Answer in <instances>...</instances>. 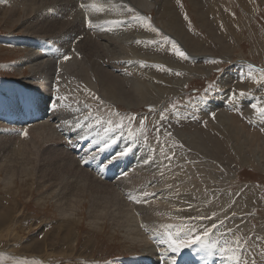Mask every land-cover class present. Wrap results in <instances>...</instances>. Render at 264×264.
<instances>
[{"label":"rangeland","instance_id":"rangeland-1","mask_svg":"<svg viewBox=\"0 0 264 264\" xmlns=\"http://www.w3.org/2000/svg\"><path fill=\"white\" fill-rule=\"evenodd\" d=\"M61 1L62 3L58 0V5L56 0L55 3L54 0H51V2H53L51 5L50 0H15L16 4L12 6V11H10L9 8L0 11V48L2 50V52H0V85L4 87L3 89H7L6 92L0 91V132L12 133L11 136L7 135L0 137V168H4L3 171L0 172V178H2L0 179V212L8 213L10 215V220L12 219L11 224L7 228L3 227L5 229L0 230V255L4 257L3 260H0V264H13L17 259L39 261V264H119L121 260H129L133 257L142 255L143 252L141 247H139L137 243L133 244V239L135 237L143 235L149 238L148 241L152 240V243L160 244L156 241V234L152 232L154 226L160 228V232H162L164 229L160 226L166 225L168 221L165 220L175 216L170 213L160 214L156 210L152 212L148 209L163 207L161 203L158 204V200H162L164 204L169 205L165 197L163 199V191H161L156 198L149 201L154 203L149 207V202L147 204H136L130 201L128 198L129 193H125L123 190V183H110L111 190L114 191L112 195L115 196L116 201H106L102 198L98 203L99 207L97 206V210L94 211L90 203L84 206L82 205L84 201L89 202V194H86L85 191L87 185L82 191L78 189L75 181L78 179L86 180V177L91 175L90 178H94L97 181H101V179L104 181L106 180L105 177H114L112 182H115L114 180L127 170L126 172L132 176V180L138 181L140 184L134 187L136 192L134 190L131 191L132 195H139L142 189L150 192L148 190L151 186V184H148L149 180H151L149 173L151 174V178H154L152 177L153 175L158 174L155 173V170L152 172H149V170L154 168L155 165L159 166L158 164L162 166V169L164 168L162 160H167L165 156H168V153H170L169 149L171 148V143V146L177 145L175 148H178L181 158L189 156L188 162L192 159V161L195 160L194 162L203 163L208 169L206 176L211 177L215 185L226 186L223 192L225 193L226 191L227 195L237 193L243 196L246 193H253L254 198L257 195L256 201L260 204L255 203L256 201L253 200L252 204H254L247 207L249 212L244 214L242 223L243 225L245 224L243 227L244 233L249 231L255 232L252 234L257 239H255L256 245H252L249 238L245 243L249 242L253 246L252 251L255 250L257 252L256 256L260 264H264V252H262L261 249L260 251L257 250L258 246H264V157L259 156L262 154L260 150L264 147V119H262L258 113H254L250 106L251 103L259 102L258 106L264 107V80L261 79L260 73L255 71V69L264 68V0H179V2L178 0H147L151 2L150 5L146 4L143 0H111L113 3L116 2V5L121 3L127 4L135 8L141 15L150 17L151 24L154 27L176 42V38L168 33L170 31H179L181 34L176 36L182 38L188 51L179 43L178 45L189 57L187 60H183V62H185L183 64L184 67L186 69L191 68L193 71L199 70L200 72L204 71L206 73L196 75L195 73L185 72L187 74L186 77L181 78L177 73H181L182 71L177 68H171L169 64L165 66V69H172L171 74L167 70H165L166 72H161L159 69H151V72H153L154 76L159 80L158 84L160 88H165L164 83L166 82V90H163L160 103L155 100H149L142 104L135 103L130 106L120 104L119 102L115 104L101 97V93L97 91H95L94 95L89 94L80 99V102L83 101V103L89 101L92 113L97 112V115H101L105 119L112 118L118 121L119 118L112 116V113H120L125 117H135V119L131 120L130 127L139 136V139H137L135 143L137 145L136 147H142V151L139 153L140 157L139 155L135 156L134 160L131 162L118 156L122 148L129 143L126 135L122 140L119 138L118 133L114 134V138L117 137L116 142L105 147L104 143H101L103 139L102 132L97 136L95 134L97 131L96 129L89 131L83 120L79 123V127H70L69 123H67L68 121H65L69 118L63 116V114L61 116L65 117L64 122L61 121L59 123L55 115L50 116L48 113L43 114L44 111L42 109L45 107L40 104H35L38 110V116L29 118V116L31 117L32 115L28 114V119H23L24 122L22 125H18L16 122L19 121L22 116L24 117L26 115L20 112L21 101L22 98L26 97V94H29L24 88H28L27 81L28 78L31 79L30 75L32 74L30 70H27L29 69L28 63L23 65L25 68L22 70L16 68V66L19 67L21 65L24 58L28 55L29 50L33 47L29 45L27 41L23 44L22 39L37 42L39 39L38 37H42L43 40L51 38V45H44L46 46L45 50L50 53L52 51L49 47H60L66 40L69 42L67 43L68 45L71 44L69 52L71 55L74 53L73 51H77V49L79 51V42L81 43L87 39L88 42L100 43L103 39L99 36L103 33L105 36L106 32L108 37L110 34L113 35L114 32L115 35L116 32L117 35L121 33L123 34L122 37L120 34L119 36L116 35L118 38L116 37L114 39L118 40L124 37L125 40H130L131 42H135L136 40L147 41L157 39L154 33H150L132 25L118 26L119 29L117 27L115 29V26L112 27L111 25L106 24V26L103 24L105 20L124 19L119 7L114 8L109 13L98 14V16L96 13H90L92 14L91 17H94L93 19L96 20L93 22L96 23L98 21V23L103 24L104 29L99 27V29H97L98 31H95L96 29L93 31L86 27L81 28L79 26L78 28V25H80L79 23L82 24L84 20L86 21V16L88 19L91 18L89 13L86 15L83 13L84 10L80 7L81 3H89L90 0H86V2L85 0H71V3L70 0H64L67 1L66 4H63L65 3L63 0ZM104 2L107 3L108 0H104ZM10 4L11 2L9 0H0V6L8 7ZM54 4H56L57 7H55ZM48 6L52 7L49 9ZM31 11L32 16L39 14V19L43 18L42 20L38 19V23L49 21L47 18L50 19L49 22L53 21L54 24L58 22L57 20L62 21L61 18H76V21L79 20L74 27H70L69 24L68 27L61 32L63 34H45L42 29L41 35H38L34 34L30 26L27 23L24 24L22 21V18H27L25 12L29 15ZM67 14L72 18H69ZM75 15L76 17L74 18ZM79 15L82 16L81 20ZM93 15L97 16L99 20ZM14 16H16V18ZM77 16L79 18H77ZM122 30L129 35L127 34V36L124 34L125 32ZM84 32L85 34L87 33L86 36ZM59 37L61 38L59 39ZM122 39H120V41L124 43L125 40ZM109 40L112 41L111 37ZM109 40L107 43L109 42V46L111 45L109 47L110 53L113 51L110 55H113L115 52V56L117 54L119 55L122 49V46L119 44L122 43L119 40H114V42H119L116 46V42L114 43ZM136 42V53H141L143 60L145 56H157L161 60L178 61V57L172 54L170 46L157 47L147 44H138ZM112 43H114L113 46L115 48L112 47ZM83 47L84 46H81V48ZM117 47L120 49H118L119 52L118 50L116 51ZM112 48H114L115 51ZM63 50L65 51L66 49ZM63 50L62 53H64ZM66 52L68 53V50L64 53L68 55L69 53L67 54ZM125 54L128 56L126 51ZM120 56L126 59L124 53ZM94 58L97 57H93V59ZM128 58V60L133 63L131 57ZM60 59H58L57 62ZM213 61H216V63H213ZM18 62H20V65ZM98 62L105 68L110 69L111 67V72H115V74L119 73L120 76H123L122 71L124 68H122L121 65H117L119 62L118 60L109 61L108 58L103 59L101 57ZM140 62H142V58L135 62L138 67L140 66ZM163 64L165 65V62L162 63L164 67ZM134 65L132 68H135ZM248 65L253 66L251 71ZM127 70L131 75H137V72H134L133 69ZM57 71L58 70L55 71L56 76L59 74ZM240 74L244 75L243 81L239 79ZM54 79L55 78L52 79V87L58 83L57 77L55 80ZM145 80L150 81V77H146ZM120 81L125 84L123 77ZM128 84L129 83H126L127 89L130 88ZM169 85L175 86L170 89ZM210 85L213 87H211V90H208ZM48 86L49 84L47 83L45 88H48ZM14 87L18 90L20 89L19 94L14 93ZM233 92L236 93L235 99L231 98ZM240 92H244L246 95L241 97L239 95ZM64 97L69 98L66 100L67 103L71 100L68 94ZM93 97L98 98V100ZM30 110L34 112L32 108H30ZM60 110L62 111V108H60ZM49 111H52V109ZM163 111L167 113V115H165L167 118L161 121L159 113ZM69 112H66V114L68 113L67 115L64 113V115L68 116ZM248 112H250V114ZM211 113H215V118H213ZM252 113L258 118H254L251 115ZM81 114L83 115L85 112L83 111ZM157 114L159 115L157 116ZM80 116L81 115H77L78 118H80ZM7 118H10V121H7ZM70 119H72V117ZM221 119H225L223 126H225L227 122L234 125V128L239 133L240 141L226 128V126V133L220 134L219 131H217L219 128L222 129L219 124ZM258 119L261 123H259ZM140 120H143L147 125V143L144 142L143 136L139 135L140 126L137 121ZM124 123L129 124V120L125 119ZM42 125H45V127ZM155 125H159V133L153 130ZM41 127L43 129L42 132L38 131ZM24 129H27V132L30 131V136L31 133L35 135L39 132L38 136L34 139L41 145L40 149H36L34 143L31 144L30 142L21 140L23 136H21L20 133ZM53 130L55 132H53ZM90 132H92V134ZM165 132L171 133V135H166ZM89 135L92 140L89 139ZM46 136L50 138L48 141H44ZM85 136L86 138H83ZM173 136L175 137L173 138ZM157 137L159 143L157 142ZM73 139L77 142L84 141V145L86 146L87 144L86 148L82 147V143H75ZM169 140H171V142ZM120 143L121 146H119ZM23 144H27L28 148H20ZM61 144L66 145L69 151L64 150ZM90 144L92 145L89 146ZM236 145L241 146L240 153H238V150L235 148ZM45 146H48L49 150L52 152L46 153ZM71 148L81 151L82 154L75 153ZM19 149L21 150L19 151ZM114 149H118V153L114 152ZM200 150L203 154H201ZM148 152L154 154H152L153 157L150 159L152 163L147 164L148 166L146 169L144 167L146 163H144L143 160L147 159L146 156ZM163 152L166 154L165 156ZM156 153L158 156H155ZM189 153L191 155H189ZM216 155L218 156L216 157ZM80 156L89 160L90 163L85 165ZM114 156L116 158L112 159ZM53 157L60 159V161ZM141 157L143 158L141 159ZM154 157L157 163H153L152 160ZM79 162L81 163L80 165ZM101 162H108V165H112L111 170L107 172L106 168L97 174V169L101 165ZM194 162L192 163L195 165ZM51 163H56L57 171H54L56 174L48 170ZM66 163H73L71 166L76 165V171H80L82 168L85 170V174L81 175L79 172L78 174H72L71 170L63 166V164ZM121 164H126L125 170L122 168ZM91 169L92 172H90ZM10 170L14 171V177L10 186L5 187V174ZM196 174H198V172ZM47 176H51V181ZM194 178L199 180V177L194 176ZM218 180L224 181V184H217L216 181ZM128 182L129 184L131 183L130 180H127V183ZM82 183L85 182L83 181ZM67 186H70V189H66ZM247 188L250 190L247 191ZM242 189L243 191H241ZM210 190H212V193H222L218 189L213 188V186ZM244 190L246 193H244ZM99 191H102V189L100 188ZM170 195L171 194H166L165 196L168 198ZM187 196L189 195L187 194ZM189 198L191 200L194 199L192 195H190ZM237 198L236 196L235 199ZM215 200H217V197ZM207 202L209 203L210 200ZM139 205L141 207L147 206V211L146 207L142 211L141 208L137 207ZM252 206L256 207L252 208ZM179 209H181V207H179ZM252 209H254L253 212H250ZM135 212L137 214L136 216ZM69 214H72L70 220L61 217ZM139 214L141 217L139 216L138 218ZM248 217L251 218L248 219ZM96 218L97 220H95ZM151 221H153V223H151ZM205 222H207V220H205ZM157 223L162 224L159 225ZM169 223H174V220ZM193 224L197 223L195 222ZM215 225L217 226L218 224ZM236 226L238 228L239 224H236ZM217 230L218 229H215L213 231L214 234L212 235H216V237L212 239L213 241L215 240V242L218 239L217 241L221 243L225 238H223V235ZM245 237H248V235H245ZM211 242L210 240V243ZM133 246L135 247L133 248ZM221 246H223V243L218 244L215 249L205 250L210 252V254L213 255L212 257H214V259L216 258V260L221 263L224 262L222 260H226L231 256L233 259H228L229 261H234L236 257H239L238 262L246 264L243 259L247 256L248 251H246L245 248L243 250L238 249L237 245L228 248V245H225L223 247L226 248V251L223 253V255L225 254L223 256L219 251V247ZM164 247H167V245H164ZM188 250L189 248H185L179 254L182 253L185 256ZM243 252L244 255L242 254ZM37 254H42L49 258L47 260H44V258L38 259L39 257ZM240 254L243 256H239ZM25 256L31 258L29 259Z\"/></svg>","mask_w":264,"mask_h":264},{"label":"bare ground","instance_id":"bare-ground-1","mask_svg":"<svg viewBox=\"0 0 264 264\" xmlns=\"http://www.w3.org/2000/svg\"><path fill=\"white\" fill-rule=\"evenodd\" d=\"M9 1L11 2L10 6L9 5H8V7L7 6L6 7L5 6H0V11H4V10H6L8 8H9L10 11H12L11 8H12L13 5L16 4V2H15V0H9ZM67 1H64L65 3H63V4H66ZM143 1H145V3L148 4V5L151 4V2H149L147 0H143ZM50 2H51V0H50ZM57 2H58V0H56V3ZM60 2L62 3L61 0H60ZM85 2H86V0H85ZM91 2L92 1L90 0L89 3H91ZM111 2L113 3V1H111ZM54 3H55V0H54ZM70 3H71V0H70ZM114 3L117 4L116 2H114ZM52 4H53V2H51V5ZM54 6L57 7L56 4H54ZM51 7H49V9ZM54 9H56V8H54ZM65 10H66V8H65ZM83 13H85V12H83ZM53 14H54V12H53ZM85 14L88 15L87 13H85ZM92 14H94V13H92ZM92 14L89 13L90 17H91ZM81 15H83V14H81ZM25 16H27V18ZM25 16H24L25 18H22L23 23L24 24L27 23L30 26V28L33 30V33L34 34H38V35H41V30L42 29L45 32V34L46 33H49L50 35H52L54 33H61L63 30H65L68 27L69 24H70V27L76 26V22L79 20L78 19L76 21V18H75L76 15H75L74 16L75 19H68V18H64L63 19V18H61L62 21L61 20H57L58 22L56 24H54L53 21L52 22H49L50 19H48V18H47V20H49V21L45 20L47 22H44L43 21L44 23H38L37 21L39 19V17H38L39 14L32 16V11H31L29 15L25 12ZM93 16H95V15H93ZM97 16H98V14H97ZM97 16H95V17H97ZM14 17L16 18V16H14ZM68 17H69V15H68ZM81 17L82 16H80V20H81ZM77 18H79V17L77 16ZM83 18H85V17H83ZM93 18L94 17H91L90 19H93ZM101 18H103V17H101ZM176 18H177V16H176ZM97 19H98V17H97ZM93 21L95 22L96 20L93 19ZM96 23H98V21ZM79 24L80 25H78V28H79V26L81 28H84V27H86L87 29L89 28L85 20L82 22V24L81 23H79ZM116 27L117 26H115L114 28L116 29ZM117 28L119 29V27H117ZM94 29H96L95 31H98L97 29H99V27L93 28L92 30L94 31ZM89 30H91V29H89ZM107 31H108V29H107ZM122 31H124V30H122ZM106 33H105V36H104V33L99 36L100 38L103 39L102 42H100V43L99 42H96V43L94 42L95 43L94 44L92 42H88L87 39H85L84 41L81 39L83 42H81V43L79 42V45H80L79 51H78V49H77L78 52L77 51H73L74 53L72 55L69 53L70 52V48H71V44H69V45L67 44L69 42H67L65 40V37H64V40L65 41L62 44V46L57 47V48L56 47H49L51 49V51H52L51 53L48 52V51H46L45 50V47L46 46H44V45H51V43H52V39L51 38H48V39H44L43 40L42 37H38L39 39L37 40V42H35L33 40L28 41V40L22 39L23 44L25 43V41H27V43H29V45H31L33 47H32V49L29 50L28 55L26 56V58H24V61L21 63V65H20V62H18L20 66L19 67L16 66V68L22 70L23 68H25V67H23V65L26 64V63H28L29 69H27V70H30V72L32 74L30 75V78L31 79L28 78V81H27L28 88L27 89L24 88L26 91H28L29 94H26V97L22 98V101H21L22 104H21L20 112H22V113H24L26 115L24 117L22 116L19 121H16L18 123V125H22L23 122H24L23 119H28L27 117L29 115H32L31 117L29 116V118H32V117L35 118L36 116H38V110H37V107L35 106V104L37 103V104H40V105H42V106L45 107L44 109H42L44 111L43 114L48 113V114H50V116H54L55 115L56 118H57V122H59V123L61 121L64 122V118L67 117L69 119H67L65 121H68L67 123H69L70 127H79V126H77V122L76 121H79V123H81L82 120H83L82 119L83 118L82 116H84L86 113L83 114V115L81 114L83 111H81L79 113H72V112L70 113L68 109H66V108L63 109V107H61L60 105L57 104V98L58 97L63 98L67 94L71 97V100L68 103H73L74 101L80 102V99L81 98H84V97H86L89 94L94 95L95 94V91L100 92L101 93V97H104L107 100H109V102L111 101L112 103H115V104H118V102H119L120 104H123V105H126V106H130V105H133L135 103H141L142 104V103H144L146 101H149V100H155L158 103H160L161 100H162L161 95L163 93V90L164 91L166 90V82L164 83L165 88H160V86L158 84L159 80L154 76L153 72H151V69H153V68L157 69L154 65H157V64L162 65L163 62H165V65L163 64L164 65V68H165V66H167V64H169L171 66V68L180 69V71H182V72L181 73L178 72L179 73L178 76L181 77V78L182 77H186L187 74L185 72L195 73L196 75H198V74H206L204 71L203 72H200L199 70H194L193 71V69H191V68L186 69L184 67V65H183L185 62H183V60H181L179 58H178V61H174V60L167 61L165 59H162L161 60L157 56H155V57L154 56H145L144 57V60H143L142 54L141 53L140 54H137L136 53V50H135V42L137 40L135 42H131L130 40H125L124 37H123V39L125 40L124 41L125 44L122 41H120V39H122V38H119L118 39L122 43V44H119V45L122 46V49L121 50H123V51H121L117 47L116 51L119 49L121 53L119 55L117 54L116 56L114 55L116 52L113 55H110V54L113 53V51H111V53H110V48L109 47L111 45L109 46V44H108L109 42L107 43V41L109 40L110 37H111V39H112L113 42H114V40L118 41L117 39H114V38H116L117 36H119L121 33H119V31H118L119 35H117V32H116V35H117L116 36L115 35V32H114V34H113L114 36L112 34H110L109 37L107 36L108 34L106 35ZM108 33H109V31H108ZM49 34H47V35H49ZM61 34H63V33H61ZM84 34H85V32H84ZM86 34H85V36H86ZM124 34H126V32ZM168 34H170L171 36L175 37L176 40H177V43H179L182 47L185 48V50H187V48L185 46V43L182 40V38L181 37L178 38L176 36V35L181 34L179 31H175V32H171L170 31ZM58 35H60V34H58ZM122 36H123V34H121V37ZM107 37H108V40H107ZM60 38L61 37H59V39ZM129 38H130V36H129ZM57 39H58V37H57ZM131 39H132V36H131ZM109 41H111V40H109ZM114 43H112V47H114L113 46ZM118 43L116 42V46H117ZM74 44H77V43H74ZM66 45H68V46H66ZM81 46H84L85 48L84 47L81 48ZM20 47H21V45H20ZM196 47H197V45H196ZM114 48H112V49H114ZM194 48H195V46H194ZM63 49L68 50V53L69 54L66 52L68 54V56L70 57V59L68 61H65L63 59V57H62L64 55H66V54H64L66 50L64 51ZM62 50L64 51V53H62ZM119 50H118V52H119ZM114 51H115V49H114ZM125 51L128 53V56H126ZM0 52H2L1 48H0ZM123 53L126 56V57L124 56L126 59H124L123 56L122 57L120 56V55H123ZM196 56H198V55H196ZM93 57H97V58H94L93 59ZM101 57L103 59L108 58L109 61H113V60L116 61V60H118L119 62L117 63V65H121V67L124 68L123 71H122V75L123 76H120L119 73L118 74H115V72L114 73L111 72L110 71L111 67H110V69L103 67L98 62L99 58H101ZM128 57H131V60H132L133 63H131V61L128 60L129 59ZM60 58H62V59H60ZM140 58H142V62L145 61L144 64L145 65H148V66L142 67L140 65L138 67L135 62L138 59H140ZM58 59H60V60L57 62ZM56 62H57V64H56ZM133 65L135 66V68H132ZM127 69H130V70L133 69L134 72L135 71L137 72V75L136 76L131 75V73ZM168 69H170V68H167L166 70L168 71ZM56 70H58L57 72L59 73V74H57V76L55 74V71ZM161 72H166V71H161ZM168 72L171 74L172 73V69L170 71H168ZM56 77L58 79L57 80L58 83L55 84V86L52 87L51 86L52 85V79L53 78L56 79ZM122 77L125 80V84L120 81ZM146 77H150V81H146L145 80ZM47 83L49 84V86H48V88H45V86H47ZM126 83H129L128 85L130 86V88H128V89L126 88ZM176 83H178V82H176ZM173 86H175V85H169V88L171 89ZM3 88L4 87L0 85V91H2V92L5 91L6 92L7 89H3ZM14 89H15L14 90V93L19 94V92H20L19 90L20 89L18 90L16 87H14ZM37 95H39V96H37ZM29 96H30V98H29ZM87 102L86 103L89 105L90 102L89 101H87ZM66 103H67V101H66ZM83 104H84L83 101L80 102L81 108H82ZM74 107H75V105H74ZM30 108H32V110H34V112L31 111ZM60 108H62V111L60 110ZM50 109H52V111H49ZM204 109H202V110H204ZM161 110H163V109H161ZM165 111L161 112V113H163L164 116L167 115V113ZM253 111H254V113L256 112L254 109H253ZM39 112H40V110H39ZM66 112H69V115L68 116H66L68 114V113L66 114ZM64 113L66 115H64ZM161 113H159L160 116H161ZM248 113L250 114V112H248ZM254 113H252L251 115L254 118L257 119L258 117H256V115L254 116ZM62 114L65 117H62L61 116ZM95 114L97 115V112L93 113V115H95ZM159 114H157V116ZM77 115H81L80 118H78ZM71 117H72V119H70ZM19 118H20V116H19ZM1 119H3V118H1ZM262 119H264V118H262ZM7 121H10V118H7ZM231 121H232V119H231ZM258 121H259V119H258ZM223 122H225V119H221V121H220L219 124H220V127L222 129L219 128L217 131H219L220 134L226 133V129H225V126H226V128L229 129V131L232 132L236 136V138L240 141L239 133L234 128V125L232 123L227 122V123H225V126H223ZM259 123H261V122L259 121ZM40 126H41V124H40ZM42 126L45 127V125H42ZM80 128H82V127H80ZM42 130L43 129L41 127V128H39L38 131L42 132ZM126 131L127 130H125V135L127 133ZM29 132H28L27 137L23 136V139H21V140L22 141H25V142H30L31 144L34 143L35 148L36 149H38V148L40 149L41 148V145H39L35 141V139H34L36 136H38L39 132H37L35 135L33 133H31V136L29 135ZM53 132H55V131L53 130ZM90 133L92 134V132H90ZM0 134H1L0 137L7 136V135L8 136H11L12 135V133H3V132H0ZM90 135H89V139H91L90 138ZM112 135H114V134H112ZM174 137L175 136H173V138ZM42 139H43V137H42ZM49 139L50 138L48 136H46L44 141H48ZM116 139H117V137H116ZM124 140H125V138H124ZM169 141L171 142V140H169ZM92 144H94V143H92ZM92 144H90L89 146H91ZM101 145H103V144H101ZM171 145H172V143H171ZM171 145H170V147L172 148ZM202 145H204V144H202ZM86 146H87V144H86ZM119 146H121V143L119 144ZM20 148H28V146H27V144H23ZM62 148L64 150L69 151L66 145L65 146L62 145ZM75 148H77V147H75ZM75 148H71V150H73L75 153H79L80 154L81 151H78ZM144 148H146V147H144ZM235 148L238 150V153H240L241 146L240 145H236ZM20 150L21 149H19V151ZM79 150H81V149H79ZM201 150H200V152H201ZM203 150H204V148H203ZM45 151H46V153L52 152V151L49 150L48 146H45ZM113 151L116 152V153H118V149H114ZM141 151H142V147H135L133 149V153H131V154L127 155V156H124L123 158L125 160H128V161L131 162V161L134 160V157L135 156L139 155V153ZM154 151H158V150H154ZM174 151L176 153V155L174 156V158H172L171 160H169V159L162 160V165L164 167L163 169L161 168L162 166L160 164H158L159 166L155 165L154 168H152L151 170H149V172H152V171L155 170V173H157L158 175H153L152 174L153 175L152 177H154V178H151V174L149 173V175H150L149 177H150L151 180H149L148 184H151V186H150V188L148 190L150 192H156V193H160L161 191H163V193L165 195L166 194L167 195L168 194H171L169 197L167 196L168 198H166V196L164 194L162 195L163 196V199L165 197V200H167L169 202V205L168 204H164L162 200H158V204L161 203L163 207H160V208H157V209H156V207L154 209H151V208L148 209L147 206L141 207L140 205L137 206V207L141 208L142 211L146 207V211L148 209V210H151L152 212H155V210H156L160 214H162V213H164V214L165 213L173 214L175 217L165 220V221H168L167 224H170L169 222L174 220V223H172V224H175L176 223V225H180V224H183V223L187 222V223H190V224H192V225H194V226H196L197 228H200V229H203L205 227L211 228L213 224H218L215 229H218L217 231L220 232V234L223 235V238H225L221 242V243H223V246L228 245V248H231L233 245H237L238 246V249H242L243 250L245 248L246 251H248V254L246 253L247 256L245 255L246 257L243 259L246 262V264H260V262L258 260V257L256 256L257 252L255 250L252 251V249H253V246L252 245H256V242H255L256 237H254V235L252 234V233H255V232L249 231L247 233H244L243 227H244L245 224L243 225V223H242L243 222L244 214L247 213V212H249V210H248L247 207H250L251 205L254 204V203L252 204V202H253V200L254 201L257 200V195L254 198L253 193H251V194H247L246 193V191H245L246 189L244 190L245 191L244 193H246V194L243 195V193H242L243 196H240L241 194L238 195L237 193H233L232 195L231 194L230 195L229 194L227 195L226 191H225V193L223 192L226 189L225 188L226 186L223 187L222 185H215L214 184V180H212L211 177L206 176V174L208 172V169L206 168V166L203 163H201V162L200 163H197V161L194 162L195 160L192 161V159L188 162L189 156L184 157V158H181L179 156L178 148H175ZM93 152H94V150H93ZM260 152L262 154L261 155L258 154V155L264 157V147H262V149L260 150ZM158 153H160V152H158ZM85 154H86V152H85ZM152 154H154V153H152V152L149 153L148 152L147 153V156H146L147 159H151L153 157ZM201 154H203V152H201ZM163 155L165 156L166 154L164 153ZM189 155H191V154L189 153ZM155 156H158L157 153H156ZM168 156L169 157L173 156V152L170 151V153H168ZM193 156H192V158H193ZM217 156L218 155H216V157ZM139 157H140V155H139ZM207 157H209V156H207ZM53 158L56 159V160H58V161H60V159H58L56 157H53ZM142 158L143 157H141V159ZM213 158H215V157H213ZM108 159H109V157H108ZM195 159H197V158H195ZM155 160L156 159L154 157V159L152 160L153 163H157V161H155ZM91 162L94 163L93 161H91ZM192 162H194L195 165ZM68 163L63 164V166L66 167V168H68L69 170H71L72 174H76V173L78 174V172L81 175L82 174H85V170H83L82 168H81L80 171H76V165H72L71 166V164H73V163H71V164H68ZM119 163H120V160H119ZM149 163H152V162H149ZM149 163H147V164H149ZM160 163H161V161H160ZM55 164L56 163H51L49 165V168H48L49 172H51V173L53 172V174H56L54 171H57V166ZM138 164H140V163H138ZM147 164L144 165V167L146 169H147V166H148ZM125 165L124 164H121V166H122V168L124 170L126 168ZM130 165H131V163H130ZM111 166L112 165H108L107 166V169H106L107 172H108V170H111ZM165 168H168V169H165ZM3 169L4 168H2V169L0 168V172H2ZM88 169H90V168H88ZM116 171H118V170H116ZM195 171H196V173L198 172V174H196ZM90 172H92V169H91ZM125 172L121 173L122 175L120 177L116 178V180H114L115 182H112V181L111 182H108L107 180H104L103 181L101 178H100L101 181H97L94 178H90L91 175L90 176L88 175L89 177H86L87 178L86 180L85 179H83V180H79V179L76 180L75 182L77 184L78 189H80L82 191L85 189V187L87 185V189L85 191H86V194H89V197H90L89 200H88L89 202L84 201V202H82V205L84 206V205H87V203H90L91 206H92V208H93V210L96 211L97 208L99 207L98 206V203L101 201L102 198H104L106 201H116L115 196L112 195V193L114 191L111 190V186H110L111 184L110 183H112V184L123 183V186H124L123 187V190L125 191V193H131V191L134 190V187L137 186V185H140V184L138 183V181H135V180L133 181L132 180V176L129 173L127 174V172L126 173ZM109 173H111V172H109ZM86 175H87V173H86ZM194 176L199 177V180L198 179L196 180L194 178ZM13 177H14V171L13 170H10V171L6 172L5 178H4L5 179L4 180L5 187H9L10 186V184L12 183ZM47 177L51 181V176H47ZM76 177H78V176H76ZM79 177H80V175H79ZM99 177H101V176H99ZM84 178H85V176H84ZM0 179H2V178H0ZM127 180L128 181L130 180L131 183L130 184H129V182L127 183ZM83 181L85 183H82ZM199 181H200V183H199ZM216 182H217V184L218 183L224 184V181H221V180H218ZM212 186H213V188L218 189L222 193H218V192H213L212 193V190H210V188ZM100 188L102 189V191H99ZM66 189H70V186H67ZM249 190L250 189H248L247 191H249ZM241 191H243V189ZM187 194L189 196H187ZM190 195H192L194 197V199H193L194 201L189 198ZM252 195H253V198H252ZM236 196L238 197L237 199H235ZM216 197H217V200H215ZM208 200H210L209 203L207 202ZM153 202H155V201H153ZM255 203H258V202L256 201ZM148 204H150L149 207H151L154 203L149 202ZM258 204H260V203H258ZM165 207H167V208H165ZM179 207H181V209H179ZM255 207L252 206V208H255ZM135 210H137V209H135ZM253 210L254 209L250 210V212H253ZM136 215L137 214L135 212V216ZM198 215L199 216H202V217H207V218L206 219H203L201 221L188 220L189 217H196ZM9 216L10 215L8 213H6V212H0V230L5 229L3 227H6L7 228L11 224V220L12 219L10 220ZM139 216H140V214L138 215V218H139ZM61 217L63 219L66 218V220H70V218L72 217V214H69V215H66V216H61ZM250 218L251 217H248V219H250ZM95 220H97V218ZM205 220H207V222H205ZM221 221H223L222 224H221ZM195 222L197 224H193ZM151 223H153V221H151ZM157 224H159V223H157ZM161 224H159V225H161ZM236 224H239V227L238 228H237ZM145 228H147V227H145ZM155 228H157V227L154 226V230H152V232L154 234H156V236H157V233L160 232V228H157V229H155ZM245 235H248V237H245ZM213 237H216V235H212L210 237V240L212 242H215V240L213 241V239H212ZM218 237H220V236H218ZM248 238H249L250 242L252 243V245L249 242L245 243V241ZM148 239H149L148 237H145L143 235L142 236H139V237H135L133 239V244L137 243L138 246L141 247V250L143 252L142 255H140L139 257H133V258H131L129 260H126V259L125 260H121L120 261L121 263H119V264H164V262H159V261L164 260L169 255V253H167V247H164L165 244L152 243V240H149L148 241ZM225 241H227L226 244H225ZM221 243H219V244H221ZM135 246H133V248ZM260 249L262 250V252H264V246L263 247H259L258 246V249L257 250L260 251ZM212 254H213V252H212ZM214 254H216V253H214ZM242 254L244 255V252ZM242 254H240L239 256H241ZM37 255L39 257L38 259L44 258V260H47L49 258V257H46V256H44L42 254H37ZM182 255L183 254L181 253V254H179L176 257V264H235V262H236V264H242V263L238 262L237 260L229 261L226 258H225L226 260H222L224 262L221 263V262L217 261L216 258L214 259V257H212L213 255H211L210 252H207L205 249H202V248H200L197 245H193L192 247H189L188 253L185 256L184 255L182 256ZM25 257H27L29 259L31 258L29 256H25ZM67 257H69V256H67Z\"/></svg>","mask_w":264,"mask_h":264},{"label":"snow or ice","instance_id":"snow-or-ice-1","mask_svg":"<svg viewBox=\"0 0 264 264\" xmlns=\"http://www.w3.org/2000/svg\"><path fill=\"white\" fill-rule=\"evenodd\" d=\"M179 2V0H178ZM81 9L84 10L85 13H96V14H106L111 12L114 8L119 7L121 9V15H123L124 19H115V20H105L103 21V24L111 25V26H128L132 25L134 27L142 28L150 33H154L157 37V39L147 40V41H137L138 44H147L149 46H170L171 52L174 56L178 57L182 60H187L189 57L186 54L185 51L181 50V47L178 45V43L170 38L168 35L162 34L159 29L154 27L151 24V18L141 15L139 12L136 11L135 8L128 6L127 4L121 3L119 5L111 3V0H108V2H104V0H92L91 3H81L80 5ZM86 23L90 29L97 28V27H103V24L100 23H93L92 19H88L86 17ZM63 59L65 61H68L70 57L68 55H64ZM213 63H216V61H213ZM140 65L142 67L148 66L145 65L144 62H140ZM157 69L161 71H165L166 69L162 65H154ZM249 70L251 71L253 66L248 65ZM170 71V69H168ZM255 71L260 73L261 79L264 80V68L255 69ZM179 75V73H177ZM239 79L243 81L244 75L240 74ZM212 85L209 86L208 90H211ZM236 93H232V99H235ZM239 95L241 97L245 96L246 93L240 92ZM94 99H97L96 97H93ZM67 97L57 98V104L60 105L63 108H66L71 112L79 113L81 111H84L86 114L83 116V121L85 122L87 128L89 131H93L96 129V135L99 136L102 132L103 139L102 143H104L105 147H108L110 143H115L116 138H114L111 134H119V138L125 137V129H127L126 138L129 141L128 144H126L122 150L119 152V157L127 156L131 153H133V149L137 146L136 141L139 139V136L136 132L133 131V129L130 127L131 120L135 119V117H125L122 116L120 113H112V116H116L119 118V120H114L112 118H103L101 115H93L90 105L87 103H84L82 108L80 106V102L74 101L73 103H66ZM258 103H251L250 106L252 109L256 111L260 115L261 118H264V107L258 106ZM102 104V102H101ZM75 105V107H74ZM55 107V106H54ZM175 107V106H174ZM154 110V109H152ZM213 118H215V113H211ZM161 113V121L166 119ZM128 119L129 124H125L124 120ZM139 123V135H142L144 138V142H148L147 132L146 128L147 125L144 123L143 120L137 121ZM77 126H79V121H77ZM153 130L159 133L160 127L159 125H155L153 127ZM22 136L27 137L28 132L27 129L22 131L20 133ZM166 135H171V133H165ZM86 138V137H83ZM157 142L159 143L158 137ZM177 147V145H173L172 148L169 150L173 152V156L169 157L166 156V159L171 160L176 155L174 149ZM94 158V157H93ZM116 157H113L112 159H115ZM82 162L85 165H88L90 163L89 160L81 158ZM150 159H145L144 163H149ZM108 166V162H101V165L97 169L98 174L100 171L106 169ZM159 195V193L156 192H148L147 190H141L139 195H132L131 193L128 194V198L130 201L136 204H147L151 199L156 198ZM207 217L202 216H196V217H189L188 220H197L201 221L203 219H206ZM223 221H221V224ZM161 227L164 229L162 232H158L156 239L158 243L167 245V253L169 255L164 259V264H176V257L179 255V253L185 249L192 247L193 245H197L200 248L204 249H215L217 248L219 242H211L210 243V237L213 234V230L216 228V225L213 224L211 228L205 227L203 229L197 228L196 226L190 224V223H183L180 225L175 224H167V225H161ZM227 241H225V244ZM219 251L221 254H223L226 251V248L221 246L219 247ZM4 257L0 255V260H3ZM228 259H233V257L229 256ZM237 261L239 260V257L235 258ZM13 264H39V261H29L27 259H17L13 262Z\"/></svg>","mask_w":264,"mask_h":264}]
</instances>
